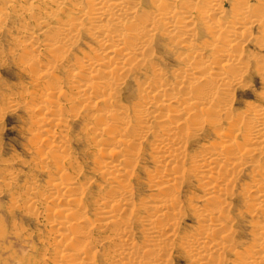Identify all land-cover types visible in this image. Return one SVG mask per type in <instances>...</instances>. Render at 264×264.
<instances>
[{"label": "bare ground", "instance_id": "6f19581e", "mask_svg": "<svg viewBox=\"0 0 264 264\" xmlns=\"http://www.w3.org/2000/svg\"><path fill=\"white\" fill-rule=\"evenodd\" d=\"M197 2L0 0V33L15 18L25 28L26 36L18 37L16 46L17 52L26 50L19 64L33 82L31 91H10L5 108L22 102L36 112L30 134L39 133L35 140L44 148L38 156L50 160L59 177L40 182L30 172L22 173L26 184L17 186L7 167L14 160L0 157V196L31 208L43 202L54 227L51 246L47 244L52 255L43 261L168 264V252L177 247L191 264H264V86L261 101L247 103L243 111L233 109L232 97V88L242 84L251 63L264 70V58L248 57L242 49L254 25L261 35L253 38L264 48V3L249 7L248 0H233L224 18L222 0ZM196 5L207 40L195 38L190 17ZM33 25L45 39L41 44ZM157 32L165 34L164 44L156 39ZM83 36L92 43L86 46L91 57L71 61L69 55ZM155 42L178 62L171 79L155 62ZM59 68L72 91L68 97L56 75ZM129 79L134 80L136 99L125 106L117 96ZM77 101L91 102L80 135L91 139L101 156L93 176L112 183L92 194L91 179L83 186L78 182L84 164L70 149L68 124L78 115V107L72 106ZM197 139L198 148H190ZM140 160L153 166L144 171L154 193L133 201L130 181ZM243 174L246 181L240 185ZM187 181L201 191L199 196L182 195ZM239 195L251 205L245 208L250 217L245 242L236 238L235 217L228 213L230 198ZM86 209L96 212L95 220H87ZM256 212L259 220L252 219ZM188 213L195 225L181 232Z\"/></svg>", "mask_w": 264, "mask_h": 264}, {"label": "rangeland", "instance_id": "374dc122", "mask_svg": "<svg viewBox=\"0 0 264 264\" xmlns=\"http://www.w3.org/2000/svg\"><path fill=\"white\" fill-rule=\"evenodd\" d=\"M197 1V4H199L200 0ZM143 3L140 4L141 7L147 9V6H145ZM232 3L233 0H222L223 7L221 11V17L224 16V18H227L229 16L231 7L233 5ZM261 3H264V0H248L249 7H256ZM196 9L197 5L191 10L190 21L195 26V33L197 34H195L196 40L203 41L204 38L206 39L207 37L202 29L200 20L202 19L201 15L199 16ZM30 22L32 23L33 21L31 20ZM18 24L19 23L16 18L11 19L7 23L6 27H3V30L0 33V157L6 160H14L7 167L11 169L10 171L13 174L12 182H14L15 185L17 184V186L19 184H26L25 179L23 178L24 175L22 173L30 172V174L32 176L35 175V178H38L37 180H39L40 182H43L45 180L48 181L54 177L59 179V177L55 176L56 172L54 171L56 168L53 167V163L48 159L39 158L38 156V154L43 150L44 147L35 140V136H37L39 133H36L34 136H32V131L30 130L33 127L31 116L36 112L32 111L31 108L28 109L24 107V103L22 102V104L19 103L15 108L10 109V106H7V108H5V103L7 101H5L4 97L7 99L10 98V91L15 93H22L24 91L32 90V75L22 71L19 64V62L21 63V59L19 58V60L18 57H20V55L26 56V53L23 54V52L26 50H21L23 52H17L16 44L18 43V41L16 40L19 38H25L26 32L25 30L23 31V29L25 28H22L21 30L20 25ZM32 28L34 29V37L36 43L38 42L37 44H41L42 41H45L44 37L39 33L37 26L33 25ZM22 32L25 33L22 34ZM260 33L261 32L257 25L252 26L250 30V39L242 44L243 52L248 57H254L256 59L264 58V48L259 47V45H257L255 41L256 37H260ZM155 37L160 41L161 44H164L166 38L165 34L157 32ZM81 39L83 41H81ZM81 39L79 40L78 46L74 48L69 55L71 61H73L74 57L80 59H84L85 56L91 57V53L86 49V46L88 44L92 45V43L85 36H83ZM172 50H175V48H172ZM154 52L155 62L157 66L160 68V70L165 72L164 75L165 77L167 76V79L168 77L169 79H171L172 73L175 72L178 68V62L174 58L173 52L169 50L166 51L164 49L162 50V47H160L157 42H155ZM252 65L254 64L251 63L247 73L243 75L242 84L236 86L235 88H232V97L234 101L233 109L236 111H243L248 105L247 103H259V101H261L260 98L264 86V70H261L262 72H259V70L256 69L255 65ZM252 67H255V69H253ZM56 75L62 79L61 84L64 94L66 95V97L70 96L72 91L69 90L67 83L63 81V79L65 80V72L63 71V69L59 68L58 70H56ZM138 77L140 80L143 79L142 75H139ZM135 92L136 86L134 84V80L129 79L122 86L121 91L118 92V102L125 106H130L133 102H135ZM7 94H9V96ZM59 98L60 97H58V99ZM34 101L37 100L35 99ZM32 102L33 99L28 101V103ZM90 103L91 102L85 103L84 101H77L72 103V106L78 107V115L76 118L70 120L68 124V131L69 134L73 137L70 148L72 150L71 152L80 164H84L83 172L79 175L78 182L83 186L85 185L88 178L91 179V182H89V191H91L92 194L100 187L109 186L112 183L107 180H102V178L99 176H93L94 162L95 160H99L101 156L97 155V153H95V151L93 150V141L82 136V128L87 120L86 117H88V114H90V112L92 111L89 110L91 109ZM172 104L173 103L162 104L157 110L167 109V107ZM101 107H103V105ZM133 124L139 128L136 121H133L132 125ZM150 124L152 125V122ZM151 130L152 134H154V132L157 133L156 129L152 128ZM151 133L150 135H148L150 138L153 137ZM198 142H200L199 139L192 140L189 144L190 148L197 149ZM143 152L144 151H142V153ZM18 159L21 160L19 161ZM34 164L36 166H34ZM29 165L31 168L29 167ZM65 165V163L61 164L62 167H64ZM151 168H153V166L148 160H140L136 163L135 168H133L132 174H134V177L130 181V190L133 192V201L144 200L145 197L154 193L152 191L153 188L151 186V180H149L145 173V171H147L148 169L152 170ZM13 171L15 172V174ZM245 181L246 175L243 174L239 178V184L242 185V182ZM238 187L239 185H237V188ZM22 189H24V187H22L21 190ZM200 194L201 191L194 185L193 182L190 183L189 181H187L184 183L182 195H190L195 197L199 196ZM241 197L242 196L239 195L238 197L233 196L234 199L232 197L230 198L232 206L230 210H228V213L232 214L230 215L231 217H235L232 224L233 227L237 230L236 238L242 242H245L248 240L249 229L247 226L249 225L248 220L250 219L248 213L245 211V208H250L251 205L244 204L241 201ZM88 202L89 199L86 200V204H88ZM39 203V206L37 205V207L34 208L25 206V202L22 201L16 202L15 205H12L9 204L7 196H0V264H51L47 259L43 261V257L52 255L50 251L47 250V244L48 247L51 246L49 244L52 241L51 239L54 237V227L50 222H48V217L46 216V213L42 206L43 202L41 204ZM88 210L89 209L85 210L87 220H95L96 212H94L93 210L89 213ZM240 210L243 213H241V216H237ZM259 218L260 215L258 212L254 213V215L252 216L253 220H259ZM195 222L196 220L191 214H186L182 219L180 225L181 232L190 230L192 227H194ZM135 240L139 241L137 238H135ZM168 253V260L171 259L168 261V264H191V262L189 263L185 255H183L181 250L177 247H174ZM224 264H228V262L225 261Z\"/></svg>", "mask_w": 264, "mask_h": 264}]
</instances>
